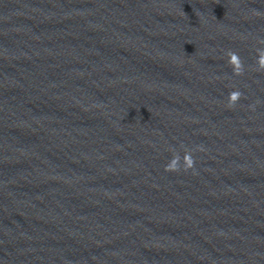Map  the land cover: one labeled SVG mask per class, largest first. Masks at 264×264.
I'll list each match as a JSON object with an SVG mask.
<instances>
[{
	"label": "clouds",
	"instance_id": "obj_1",
	"mask_svg": "<svg viewBox=\"0 0 264 264\" xmlns=\"http://www.w3.org/2000/svg\"><path fill=\"white\" fill-rule=\"evenodd\" d=\"M256 15H264L260 11L253 10ZM256 45L258 47L254 48L255 60H254V70L257 73H264V38H256ZM224 57H226L227 65L231 68L233 76H244L245 72L248 70L249 66L245 65L244 60L241 58L240 54L234 49H227L224 51ZM219 79V77H217ZM242 99H246L244 93L240 89H233L228 93L226 107L229 110L235 109L236 105ZM261 104V101L257 99L253 104L249 105L250 110L255 111L256 106ZM184 148L183 156L175 149L170 148L169 151L172 152V157L169 162L164 166V171L169 173H179L181 170L188 172L195 168L196 160L193 155L192 149ZM195 151H204L202 145L197 146Z\"/></svg>",
	"mask_w": 264,
	"mask_h": 264
}]
</instances>
